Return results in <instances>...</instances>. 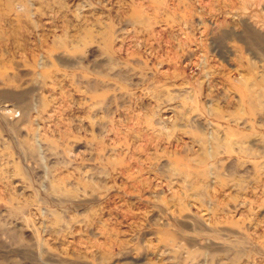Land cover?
Segmentation results:
<instances>
[{
	"label": "rangeland",
	"instance_id": "1",
	"mask_svg": "<svg viewBox=\"0 0 264 264\" xmlns=\"http://www.w3.org/2000/svg\"><path fill=\"white\" fill-rule=\"evenodd\" d=\"M0 264H264V0H0Z\"/></svg>",
	"mask_w": 264,
	"mask_h": 264
}]
</instances>
